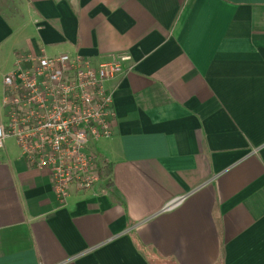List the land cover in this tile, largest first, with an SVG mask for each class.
Instances as JSON below:
<instances>
[{"label": "crops", "instance_id": "1", "mask_svg": "<svg viewBox=\"0 0 264 264\" xmlns=\"http://www.w3.org/2000/svg\"><path fill=\"white\" fill-rule=\"evenodd\" d=\"M15 4L0 108L20 55L128 54L132 71L92 147L96 192L62 203L12 141L0 152V264H264V0Z\"/></svg>", "mask_w": 264, "mask_h": 264}, {"label": "built area", "instance_id": "2", "mask_svg": "<svg viewBox=\"0 0 264 264\" xmlns=\"http://www.w3.org/2000/svg\"><path fill=\"white\" fill-rule=\"evenodd\" d=\"M131 59L96 63L45 51L17 57L3 81L0 152L12 141L29 168L50 173L62 203L73 192H96L102 175L92 147L114 135L115 82L132 71Z\"/></svg>", "mask_w": 264, "mask_h": 264}, {"label": "rangeland", "instance_id": "3", "mask_svg": "<svg viewBox=\"0 0 264 264\" xmlns=\"http://www.w3.org/2000/svg\"><path fill=\"white\" fill-rule=\"evenodd\" d=\"M15 3H16V0H0V6L3 9H7L8 8L9 11L11 10L13 13H15V11H14V7H16ZM9 144H12V142H9Z\"/></svg>", "mask_w": 264, "mask_h": 264}, {"label": "trees", "instance_id": "4", "mask_svg": "<svg viewBox=\"0 0 264 264\" xmlns=\"http://www.w3.org/2000/svg\"><path fill=\"white\" fill-rule=\"evenodd\" d=\"M108 166L104 169V172H105V177H108L110 175V170L108 171ZM107 169V170H106ZM110 186V184H109Z\"/></svg>", "mask_w": 264, "mask_h": 264}]
</instances>
